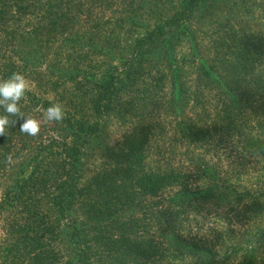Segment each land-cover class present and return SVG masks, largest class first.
Listing matches in <instances>:
<instances>
[{
    "label": "trees",
    "instance_id": "16d2710c",
    "mask_svg": "<svg viewBox=\"0 0 264 264\" xmlns=\"http://www.w3.org/2000/svg\"><path fill=\"white\" fill-rule=\"evenodd\" d=\"M121 1L125 15L117 19L124 23L120 29L129 31L134 25L143 24L142 12L149 18L154 14L158 21L135 37L128 54L118 58V66L96 62L94 66L87 63L65 71L50 64L56 81L64 82L65 86L68 80L72 85L71 91L70 88L61 91L65 119L44 123L41 114L54 102L29 91L21 101V110L42 120L40 134L32 137L20 132L18 122L0 136V264H215L221 257L217 248L224 236L197 239L181 232L184 206L206 191L192 189L189 186L192 176L182 170L160 171L149 165L146 161L149 147H143L150 126L142 127L145 132L138 135L125 136L123 148H106L111 161L87 176L86 152L115 116L144 121L153 116L155 107L161 109L153 95L144 93L147 88L133 90L140 79H145L146 72L155 70L158 74L154 78L157 81L152 79L148 83L154 80L152 88L168 83L171 97L166 104L175 116L183 111L189 96L180 78L181 68L193 67L198 80H205L203 76L213 72L212 64L195 40V31L221 0ZM105 2L110 6L113 0H0V50L4 53L11 45V53L19 56L14 61L0 53V79L42 66L45 58L38 45L43 40L38 36L43 29L59 36L56 50L72 47L77 51L80 46L72 41L86 38L83 22L90 16L86 5L94 7ZM155 2L172 6L160 14L155 12ZM27 16L36 22L32 28ZM99 26L96 21L89 24L96 30ZM30 33L37 37L36 43L23 52ZM97 35L101 37L100 31ZM227 35L209 37L208 48L218 53L229 52L234 49L232 46L236 48L237 34ZM105 36L110 38L106 33ZM87 41H92L90 46L101 52L112 46L109 41L101 46L88 37ZM181 41L189 42L188 60L176 52ZM257 43L258 39H246L248 52L262 50ZM40 60V64H35ZM221 63L227 64L232 79L239 78L236 80L239 96L255 95L256 101H264V69L258 74L254 64H248L251 69L240 67L235 73L232 64L223 58ZM67 92L69 97L65 100ZM177 121L178 132L191 128L192 138L200 139L208 132L193 117L185 115ZM9 155L13 157L11 165L6 163ZM248 205H245L250 213L247 220L252 221L261 208L256 202ZM153 226L158 234L152 231ZM246 238L253 241L244 243L241 258L234 264H254L259 257V245L256 246L259 234L250 230ZM261 259L264 264L262 256Z\"/></svg>",
    "mask_w": 264,
    "mask_h": 264
},
{
    "label": "rangeland",
    "instance_id": "374dc122",
    "mask_svg": "<svg viewBox=\"0 0 264 264\" xmlns=\"http://www.w3.org/2000/svg\"><path fill=\"white\" fill-rule=\"evenodd\" d=\"M107 4L108 2L97 3L94 7L86 5L90 13L89 19L83 22L85 27L83 30L87 31L86 38L72 41L76 46H80L77 51H73L72 47L56 50L58 44L56 38L59 36L48 33L46 29L39 33L38 38L43 40L42 45H38L39 51L45 62L42 66L23 73L31 84V91L52 102H65L62 100L61 91L69 88L71 91L72 85L68 80L65 86H62L64 82L56 81L50 64L58 65V69L65 71H69L73 66L84 67L87 63L94 66L96 62L118 66V58L128 54L135 37L144 34L147 26L152 27L158 21L154 14L149 18L142 12L143 24L134 25L129 31H125L120 29L124 23L117 20L125 15L121 11L122 1L113 0L110 6ZM153 5L155 12L162 14L171 8L172 3L160 6L159 2H155ZM26 18L30 28L36 25L31 16ZM93 21L100 24L98 30L89 27ZM99 31L101 37L97 35ZM232 32L239 37V40L234 41L236 48L232 46L234 49L225 53L208 48L209 37H228L227 34ZM105 33L110 38H107ZM167 34L168 32L165 33ZM195 34L196 42L212 64V74L203 76L206 81L198 80L193 67L188 65L181 68L180 78L185 82L189 96L183 111L180 110L179 115L175 116L174 111H170L168 103L166 104L171 97L168 83L161 88L160 84L152 88L154 78L158 77V74L155 70L149 74L146 72L145 79H140L139 85L133 90L147 88L144 93L153 95L159 101L161 109L155 107L153 116L144 121L136 117L125 120L115 116L100 138L92 143L86 152L87 176L93 175L111 161L107 157L106 148L121 149L126 141L125 136L138 135L145 132L142 127L150 126L151 130L148 128V139L145 140L143 147H149L146 159L149 165L160 171L169 170L177 173L182 170L192 176L189 183L192 189L206 191L200 197L192 198L189 204L184 206L181 213V232L189 233L197 239L224 236L225 240L217 248L221 257L215 264H234L241 258V247L244 243L253 241L246 238V233L256 230L259 234L256 242V246L259 245V250L257 249L259 257L255 259L254 264H263L261 256L264 258V101L263 99L256 101L255 95L239 96L236 89L239 86L237 82L239 78H236L237 81L231 78L227 73V64L223 66L221 58L232 64L235 73L240 67L251 69L248 64H254L258 74L264 69V0L226 2L221 0L213 7V13L205 17ZM34 35L30 33V37L25 40V45L21 49L23 52L33 48L32 44L37 40ZM87 37L95 40L98 46L106 44L105 41L111 42L112 46L108 47L107 52H101L98 47L90 46L92 41H87ZM246 39H258L256 45L262 50L254 54L248 52L245 46ZM188 43L181 41L176 45V52L186 60L191 58ZM11 52V45L4 53L0 50L3 58L18 61L19 56ZM41 60L35 64H40ZM46 69L50 71L47 72ZM152 79L154 80L148 84ZM142 80L144 81L141 83ZM135 92L141 93L139 90ZM159 96L162 98H158ZM68 97L69 92L65 94V100ZM136 100H139L137 96ZM241 106V110L237 111L236 109ZM84 111L86 113V109ZM185 115L193 117L198 126L208 128L204 137L200 139L190 137L191 128L178 132L177 120L185 118ZM136 128L140 130L136 131ZM249 202H256L261 208L259 215L254 216L252 221L247 220L250 213L245 205L250 207ZM152 231L158 234L155 226L152 227ZM184 259L188 260V257Z\"/></svg>",
    "mask_w": 264,
    "mask_h": 264
},
{
    "label": "clouds",
    "instance_id": "9594fccd",
    "mask_svg": "<svg viewBox=\"0 0 264 264\" xmlns=\"http://www.w3.org/2000/svg\"><path fill=\"white\" fill-rule=\"evenodd\" d=\"M31 91V84L21 72H13L6 79H0V136L7 133V129L19 122V131L28 136L40 134L42 120L47 122H62L66 116V108L60 102L51 103L42 115V120L34 115L25 114L21 110V101L27 92ZM15 117L18 119H10ZM13 157H6V163L11 165Z\"/></svg>",
    "mask_w": 264,
    "mask_h": 264
}]
</instances>
